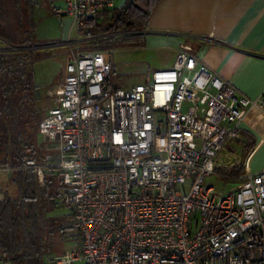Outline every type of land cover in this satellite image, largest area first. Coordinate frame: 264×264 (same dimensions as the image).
Returning a JSON list of instances; mask_svg holds the SVG:
<instances>
[{"label":"built area","instance_id":"obj_1","mask_svg":"<svg viewBox=\"0 0 264 264\" xmlns=\"http://www.w3.org/2000/svg\"><path fill=\"white\" fill-rule=\"evenodd\" d=\"M62 1L78 29L117 2ZM73 47L38 134L58 153L57 205L70 211L80 247L44 264H264V170L232 195L205 186L264 96L247 98L185 51L146 83L117 88L104 52ZM26 166L43 188L46 165Z\"/></svg>","mask_w":264,"mask_h":264},{"label":"trees","instance_id":"obj_2","mask_svg":"<svg viewBox=\"0 0 264 264\" xmlns=\"http://www.w3.org/2000/svg\"><path fill=\"white\" fill-rule=\"evenodd\" d=\"M160 1L127 0L121 8L84 20L78 32L84 40L92 41L87 50L101 51L94 44L116 41L113 36L119 34L125 35L123 44L143 47L144 32ZM33 2L0 0V170L10 169L13 186V193L10 188L0 189V256L15 264H44L46 255L67 247L71 241L72 249L80 247L73 220H66L72 215L49 216L57 210V197L65 188L61 173L57 169L46 173V185L38 191L36 174L26 166L27 160L37 158L38 127L48 113L39 119V94L32 68L35 51H28L53 45L35 42L33 20H24L23 8L35 11L37 5ZM242 134L247 142L253 141L248 132ZM243 172V165L237 164L224 175L234 178Z\"/></svg>","mask_w":264,"mask_h":264},{"label":"crops","instance_id":"obj_3","mask_svg":"<svg viewBox=\"0 0 264 264\" xmlns=\"http://www.w3.org/2000/svg\"><path fill=\"white\" fill-rule=\"evenodd\" d=\"M118 2L123 7L127 0ZM144 35L140 51L150 52L159 70L172 68L185 51L247 98L264 96V0H161ZM242 132L253 141L247 142ZM240 133L221 153L216 168L224 172L242 164L243 176L263 171L264 109L247 112ZM1 171L10 178V171Z\"/></svg>","mask_w":264,"mask_h":264},{"label":"rangeland","instance_id":"obj_4","mask_svg":"<svg viewBox=\"0 0 264 264\" xmlns=\"http://www.w3.org/2000/svg\"><path fill=\"white\" fill-rule=\"evenodd\" d=\"M32 1L36 3V9L32 12L29 7H24V20H33L35 42L53 43L52 46L34 49L33 51L35 52L32 55L34 80L39 94L36 109L40 112L39 119L41 120L50 109H53L57 105V93L62 84L66 57L70 51V47L74 45L73 48L87 50L88 47L92 46L88 42L92 41H84L79 35L78 27L72 24V21L68 17L64 16V3L62 0ZM120 7V2H118L116 8ZM124 36V34L113 36L114 39H117L116 41L108 40L103 43L94 44L95 46L93 47L104 52L107 60L114 66V72L110 77L111 86L114 85V79L116 78L115 86L117 88L129 89L135 84L146 83L148 75L153 71L159 70V68L157 67L156 59L150 52H141V46L123 44L122 40ZM30 51L32 50L28 52ZM35 142L37 149L36 160L46 165L47 173L52 172L53 169H56L57 163L54 160L58 159V153L49 148L47 142L39 136L38 132ZM216 173L221 175L216 174L207 178L205 186L214 187L216 192L222 193L225 196L236 193L245 184L246 179L243 174L228 180L224 177V172H220L217 168ZM8 177V173L0 170V189L10 188L9 192L13 193V186H10L9 181L11 176L9 179ZM41 189L38 188V191ZM2 198H0V201ZM56 207L57 210L49 216L60 218L71 214L65 208H61L58 205ZM71 219L70 217H66L68 221ZM73 243L74 241H71L67 247L64 248L62 246L57 251L48 255H63L67 250L74 248Z\"/></svg>","mask_w":264,"mask_h":264},{"label":"water","instance_id":"obj_5","mask_svg":"<svg viewBox=\"0 0 264 264\" xmlns=\"http://www.w3.org/2000/svg\"><path fill=\"white\" fill-rule=\"evenodd\" d=\"M29 50H34V49H29Z\"/></svg>","mask_w":264,"mask_h":264}]
</instances>
